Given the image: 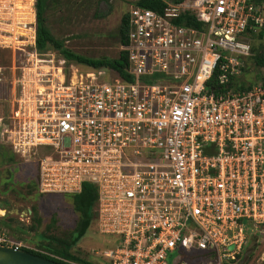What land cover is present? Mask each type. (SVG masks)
<instances>
[{"label":"built area","instance_id":"obj_1","mask_svg":"<svg viewBox=\"0 0 264 264\" xmlns=\"http://www.w3.org/2000/svg\"><path fill=\"white\" fill-rule=\"evenodd\" d=\"M263 7L133 5L123 79L67 70L36 48L35 0H0V144L37 158L40 192L97 187V230L113 242L92 249L94 264H234L249 236H264V81L208 85L215 70L218 86L242 73L249 35L264 38ZM0 245L25 246L3 229Z\"/></svg>","mask_w":264,"mask_h":264},{"label":"rangeland","instance_id":"obj_2","mask_svg":"<svg viewBox=\"0 0 264 264\" xmlns=\"http://www.w3.org/2000/svg\"><path fill=\"white\" fill-rule=\"evenodd\" d=\"M47 1L50 6L45 15V22L52 33L63 40L67 48L87 57L118 56L122 49L117 37L121 17L135 5L136 0H76V5H72L75 0ZM46 50L52 52L56 59L63 57L50 46ZM8 59L7 53H0V64H6ZM244 64L247 68V79L255 83L259 82L261 75H264V68L253 66L249 60ZM65 67L67 70L75 71L91 69L90 66L75 61L65 62ZM116 76L115 73H111V77ZM4 87L8 89L6 84L1 85L0 112L5 108ZM37 181V158L26 162L12 153L8 145L1 144L0 228L20 240L23 245L41 250L38 234L45 232L68 236L75 226L78 214L74 211L70 200L62 194L39 192ZM33 207L40 218L39 223L32 224ZM52 218H55L56 222L49 226ZM111 245V237L98 232L97 221L94 219L74 249L84 256L90 255L92 262L98 263L100 258L91 255L92 249L101 254ZM251 246L255 250L250 259L243 264H264V236H249L245 248Z\"/></svg>","mask_w":264,"mask_h":264},{"label":"trees","instance_id":"obj_3","mask_svg":"<svg viewBox=\"0 0 264 264\" xmlns=\"http://www.w3.org/2000/svg\"><path fill=\"white\" fill-rule=\"evenodd\" d=\"M175 2L180 0H173ZM264 1V0H259ZM72 5H76V0ZM135 5H140L144 7L151 8L153 10L161 11L166 5L164 0H136ZM50 3L47 0H35V18H36V48L39 51H46L50 46L52 49L57 50L62 56L67 59V61H75L77 63L85 64L93 68L106 67L107 69L113 71L115 75L120 76L123 79H130V75L127 72L128 60L126 56V51L121 49L116 57L100 56V57H87L82 54L76 53L75 51L67 48L64 45L62 39L57 38L51 31V29L46 24L45 15L49 10ZM127 21L128 12L124 13L121 17L120 25L117 31L118 42L120 45H125L127 42ZM179 22H182L179 20ZM197 24V23H193ZM251 42V54L244 59L249 60L250 63L257 68H264V38L261 34H250ZM242 73L240 75H230L227 83L224 85H216V75L217 70L214 71L212 77L208 81L214 91L220 92L222 90H229L230 92L237 90H247L251 88L255 82L247 79L246 71L247 68L243 64ZM260 81H264V75L260 77ZM1 146V145H0ZM68 200H70L74 211L78 214L77 221L74 228L68 233V236L55 235L53 233L41 232L38 234L40 237V247L41 250H36L30 247H23L27 252L37 254L39 256L49 258L64 264H94L89 256L82 255L78 250L76 251L75 245L79 240L85 235L86 231L89 229L93 220L96 219L97 212V187L90 183L84 182L82 189L77 193H62ZM32 210V224L39 223L40 218L34 212L36 210L34 207ZM55 218L51 219L50 225L55 224ZM33 228V225H31ZM50 228V227H49ZM112 239V236H109ZM258 244V243H256ZM89 253V252H88ZM242 254L238 256V259ZM252 256V254L249 256ZM78 262V263H77ZM236 264V263H234Z\"/></svg>","mask_w":264,"mask_h":264},{"label":"water","instance_id":"obj_4","mask_svg":"<svg viewBox=\"0 0 264 264\" xmlns=\"http://www.w3.org/2000/svg\"><path fill=\"white\" fill-rule=\"evenodd\" d=\"M233 245H229L231 249ZM253 251L252 247L246 248L242 257L237 264H243L247 261L249 255ZM0 264H64L49 258L39 256L37 254L27 252L24 249H15L12 247L0 245Z\"/></svg>","mask_w":264,"mask_h":264},{"label":"clouds","instance_id":"obj_5","mask_svg":"<svg viewBox=\"0 0 264 264\" xmlns=\"http://www.w3.org/2000/svg\"><path fill=\"white\" fill-rule=\"evenodd\" d=\"M256 1H257L259 4H263V5H264V1H262V2L259 1V0H256ZM262 11L264 12V7H263ZM35 13H36V8H35ZM36 37H37V29H36ZM46 52H47V50H46ZM63 58H64V57H63ZM64 59H65V58H64ZM66 62H67V61H66ZM0 145H1V144H0ZM37 188H38V184H37ZM39 192H40V191H39ZM76 193H77V192H76ZM60 194H62V193H60ZM96 208H97V206H96ZM96 212H97V211H96ZM96 217H97V216H96ZM0 229H2V228H0ZM3 230H4V229H3ZM5 231H6V230H5ZM6 232H7V231H6ZM7 233H8V232H7ZM8 234H9V233H8ZM10 236H11V235H10ZM253 237H254V236H253ZM255 237H256V236H255ZM13 238H14V237H13ZM245 246H246V245H245ZM245 246H244V248H243V250H242V252H241L240 254H242L243 251H244L246 248H248V247L245 248ZM24 247H27V246H24ZM251 247L254 248L253 246H251ZM22 248H23V247H22ZM22 248H21V249H22ZM254 250H255V248L253 249V251H254ZM253 251L251 252V254H253ZM263 253H264V252H263ZM240 254H239V255H240ZM251 254H250V255H251ZM250 255H249V256H250ZM241 257H242V256H241ZM241 257H240V258H241ZM248 259H249V257H248ZM248 259H247V260H248ZM238 261H239V259L237 260V262H238ZM237 262H236V264H237Z\"/></svg>","mask_w":264,"mask_h":264},{"label":"bare ground","instance_id":"obj_6","mask_svg":"<svg viewBox=\"0 0 264 264\" xmlns=\"http://www.w3.org/2000/svg\"><path fill=\"white\" fill-rule=\"evenodd\" d=\"M0 212H2L1 209H0Z\"/></svg>","mask_w":264,"mask_h":264},{"label":"crops","instance_id":"obj_7","mask_svg":"<svg viewBox=\"0 0 264 264\" xmlns=\"http://www.w3.org/2000/svg\"><path fill=\"white\" fill-rule=\"evenodd\" d=\"M260 246V245H259ZM264 252V251H263Z\"/></svg>","mask_w":264,"mask_h":264}]
</instances>
